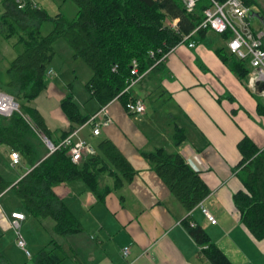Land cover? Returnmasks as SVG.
Instances as JSON below:
<instances>
[{
  "label": "crops",
  "instance_id": "obj_1",
  "mask_svg": "<svg viewBox=\"0 0 264 264\" xmlns=\"http://www.w3.org/2000/svg\"><path fill=\"white\" fill-rule=\"evenodd\" d=\"M3 11L0 9V15ZM189 42L195 45L191 47ZM226 45L222 34L214 30L200 36L195 33L169 52L161 69L146 71L132 85V96L145 104L144 113L134 116L121 100L115 99L108 106L112 122L103 126L99 135L93 134L91 124L78 128V136L89 139L91 145L92 138L100 136L112 140L132 164L135 174L118 188H114L111 175L101 174L99 188L110 189L103 200L81 180L70 181L68 189L55 186L61 198L66 200L68 196L66 203L84 228L69 234L72 240L67 257L76 264H210L183 224L189 211L143 154L159 147L180 152L211 190L201 205L190 211L192 220L206 229L229 258L264 264V239L258 240L249 232L234 202V194L243 188L237 169L241 159L239 141L248 135L264 148V94L260 93L264 84L253 90L247 80L231 71L216 52ZM48 74L47 87L34 104L52 138L60 142L61 134L71 129L61 108V100L67 94L62 80L68 79L62 68L57 72L51 69ZM96 107L94 112L99 106ZM177 128L183 132L179 145L174 142ZM4 146L12 165V149ZM24 163L21 159L12 166ZM202 206L216 217L217 223L208 220ZM26 219L27 212L21 221ZM42 220L53 227L51 218ZM7 224L8 220L0 215V233ZM87 230L90 239L82 238ZM56 246V242H50L47 249L58 253ZM125 246H129L127 254ZM0 253L5 258L3 264H12L1 249Z\"/></svg>",
  "mask_w": 264,
  "mask_h": 264
},
{
  "label": "trees",
  "instance_id": "obj_2",
  "mask_svg": "<svg viewBox=\"0 0 264 264\" xmlns=\"http://www.w3.org/2000/svg\"><path fill=\"white\" fill-rule=\"evenodd\" d=\"M77 7L74 18L64 13L51 15L45 8H34L28 2L23 8L18 0H1L0 31L12 39L16 57L7 68L9 81L4 87L19 103L20 112L12 116L0 114V145L20 152L21 159L30 167L17 180H9L0 172V196L14 192L26 210L39 218H51L54 232L67 235L83 231L80 219L55 191V186L73 180H84L98 199H104L109 188L101 191L100 175L108 173L114 178V188L131 181L135 169L115 143L102 139L98 154L80 162H74L68 147L51 151L39 133L53 143L51 130L34 101L47 87V73L55 57L54 44L65 39L73 48L74 55L81 57L92 74L86 82L91 98L98 102L99 110L115 99L126 104L132 96L127 89L136 75L132 73L134 62L138 74L159 70L165 53L186 41V36H199L211 30L197 29L205 17L210 0H198L192 12L187 11L183 0H73ZM247 6H259L264 15L263 1L244 0ZM178 19L176 24H173ZM250 21V17L248 18ZM53 24L44 33V22ZM264 25V24H262ZM262 31L264 49V26L253 28ZM226 39L231 30L222 33ZM155 51V55L150 54ZM221 60L241 80H246L251 71L248 59L238 57L228 46L216 49ZM61 100V108L71 123V129L61 134L63 139L78 127L86 124L97 111L83 112L74 99L71 85ZM183 132L177 128L174 142L179 145ZM241 159L237 165L243 188L234 194V202L241 221L258 240L264 239V148L245 135L238 143ZM154 170L166 183L173 195L187 211L198 206L210 193V188L199 171L193 169L178 151L169 152L164 147L143 152ZM112 166H114L112 168ZM2 202V201H1ZM190 214L183 224L201 248L202 254L212 264H234L224 250L212 240L200 224L192 225ZM53 242V239H52ZM55 249H42L35 256L36 264H60L63 261ZM5 262L0 253V264Z\"/></svg>",
  "mask_w": 264,
  "mask_h": 264
},
{
  "label": "rangeland",
  "instance_id": "obj_3",
  "mask_svg": "<svg viewBox=\"0 0 264 264\" xmlns=\"http://www.w3.org/2000/svg\"><path fill=\"white\" fill-rule=\"evenodd\" d=\"M260 1L264 2V0ZM39 2L40 5L51 15L62 12L68 18H74L78 10V7L73 0H39ZM0 9H3V5L1 3ZM252 10L260 11L257 4H252ZM250 23L252 27L256 29L262 28L264 26L262 25L263 23L257 18H250ZM52 27L53 24L50 21L44 22L42 26L43 32L48 33ZM12 43L13 40L5 38L0 31V91L5 90L4 87L7 86L9 81L7 68L17 55ZM54 47L56 53L52 63L49 66V70L52 69L57 72L62 68L65 78L68 79L62 81L66 87L67 85H71V89L74 92L75 102L83 112L88 110L94 111L97 108L96 106H98V102L91 98V94L85 85L92 74L90 67L81 57H76L74 55L73 48L65 39H58L55 42ZM47 76L50 75L47 73ZM39 136L42 137V140L47 144L44 135L39 133ZM102 138L103 136H100L97 139L92 138V147L95 150H98L97 141L101 140ZM87 142L91 144L89 139ZM6 150L7 149L4 145L0 146V170L10 180L19 179L27 170L30 169V167L26 163H24V166L20 165L13 167L9 163ZM19 174H21V176H18ZM81 182H83L82 184H86L84 180H81ZM69 183L70 181L67 182L66 185L65 183L59 184L58 188L60 189L64 187V189H68ZM67 199L65 200L63 198L65 202H67ZM1 209L8 216V221L12 220L10 218V214L14 210L20 211L23 214L27 212V219L21 221L18 228L7 225L2 226L5 230L1 231L0 233V249L4 252L5 257H7L12 264H36L33 259L40 250L49 248V243H52V239L53 242H56L59 245L56 246V249H59L58 254L66 257L63 264H76L75 260L72 261V258L67 257V255L70 256V240H72V237H69V234H56L54 232V225L52 227L51 224L42 220L43 218L36 217L29 213L14 192H10L3 197ZM18 232L21 233L22 237L26 241V249L30 252L31 255H28L30 257H28L25 251L22 250L17 244ZM90 235L91 233L87 230V232H83L82 238H86L85 236H87L90 239ZM62 249L65 251L63 253L66 255L62 253ZM232 258L230 259L234 264H237L238 262L239 264H247V261H242L239 257L236 258L235 256H232ZM210 264L212 263L210 262Z\"/></svg>",
  "mask_w": 264,
  "mask_h": 264
},
{
  "label": "built area",
  "instance_id": "obj_4",
  "mask_svg": "<svg viewBox=\"0 0 264 264\" xmlns=\"http://www.w3.org/2000/svg\"><path fill=\"white\" fill-rule=\"evenodd\" d=\"M211 5L205 9V17L197 27V29L208 28L214 30L220 34L227 30H231V37L226 39L229 50L236 54L238 57L248 59L251 64V71L248 75L247 85L253 90H257L260 84H264V49L262 47V31L255 32L250 21L249 14L252 11L250 6H247L244 0H210ZM34 8H41L39 0H18L19 7H24L27 3ZM187 11L192 12L198 0H183ZM178 19H175L173 24H176ZM189 36H186V40ZM194 42H189V46H194ZM152 56L155 55V51H151ZM169 54L165 53L157 62L164 60ZM132 73L136 75V78L131 80V83L127 89H131L132 85L142 76L138 74L137 63L134 62ZM260 93L264 94V87L260 89ZM109 104L102 106L97 110L88 120L86 124H91L93 127V134L99 135L102 127L111 124L112 117L108 108ZM126 111L133 115H139L144 113L145 104L141 98H134L127 102ZM14 112H20L19 103L16 98L5 90L0 91V114L4 116H12ZM79 128V127H78ZM75 129L73 132L64 137L59 143H53L47 136L45 140L51 151H55L61 147H68L69 154L74 162H80L84 158H87L95 154V149L87 140L78 136L79 129ZM10 158L12 165H18L21 160L19 151L12 150L10 152ZM5 194L0 196L1 200ZM201 205V203H200ZM203 212L208 220L215 224L217 223L216 217L204 206H202ZM190 214V212H189ZM0 215L4 216L8 220V216L1 210ZM25 214L18 211H13L10 214L11 221H8L7 226L18 228L21 220ZM192 225L196 223L191 222ZM18 246L30 255V252L26 249V241L18 232ZM129 246H125L124 252L128 253Z\"/></svg>",
  "mask_w": 264,
  "mask_h": 264
},
{
  "label": "water",
  "instance_id": "obj_5",
  "mask_svg": "<svg viewBox=\"0 0 264 264\" xmlns=\"http://www.w3.org/2000/svg\"><path fill=\"white\" fill-rule=\"evenodd\" d=\"M250 18H257L260 22L264 24V15L260 11L252 10L249 14Z\"/></svg>",
  "mask_w": 264,
  "mask_h": 264
}]
</instances>
